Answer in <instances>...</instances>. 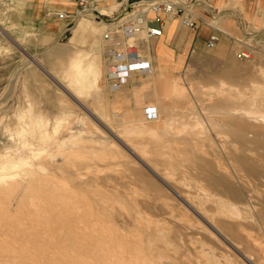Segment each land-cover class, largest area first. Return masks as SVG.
<instances>
[{"label":"rangeland","instance_id":"rangeland-1","mask_svg":"<svg viewBox=\"0 0 264 264\" xmlns=\"http://www.w3.org/2000/svg\"><path fill=\"white\" fill-rule=\"evenodd\" d=\"M77 7L0 0V264H264V116L236 110L264 112V29L226 15L165 82L155 67L115 85L119 8L56 15Z\"/></svg>","mask_w":264,"mask_h":264},{"label":"crops","instance_id":"crops-1","mask_svg":"<svg viewBox=\"0 0 264 264\" xmlns=\"http://www.w3.org/2000/svg\"><path fill=\"white\" fill-rule=\"evenodd\" d=\"M103 4L106 6L109 5V8L102 6L97 11L99 14H108L110 13V9L115 10L119 8L116 6L119 3L115 0H103ZM193 13L197 19V25L195 27H188L189 29L184 30L181 28L177 17L165 16L162 35L148 38L147 35L143 36L144 32H142L133 37V40L143 37L147 39H145L146 41L144 42L147 44V50L149 52H147L145 46L143 49V56L151 63L150 70H148L147 73H152L155 67L158 70L154 77V82H165L167 78L165 75L166 71L170 73L181 70L184 67L186 57L189 56V54L192 56L193 52L196 51L199 46L206 45V41L212 32L219 31L220 34L225 33L218 27V24L226 15L235 17L238 22L250 23L258 28L264 29V0H209L207 3H197L194 5ZM95 22L96 24H91L89 21H79L75 25L73 29L74 35L70 37V39L74 36L83 34L86 30L91 34L97 33L99 28H101L98 24H102L103 21L95 19ZM225 22H227V20H225ZM153 25H157V23H153ZM69 62L77 64V67L87 70L88 73L92 72L95 66L94 59L88 58L87 53H76ZM132 74L127 82H131L137 73ZM106 75L110 80L108 72ZM167 87L163 89L161 94H165V92L168 91ZM66 92L68 93L67 90ZM76 100L83 103L78 99ZM158 100L157 97L156 102ZM157 105V103L150 105L156 108L157 113V116L152 119L162 118V115L157 111ZM84 109L92 116L94 115V109L89 110L87 106ZM140 120L144 122V119L140 118ZM165 123L163 124L164 126Z\"/></svg>","mask_w":264,"mask_h":264},{"label":"built area","instance_id":"built-area-1","mask_svg":"<svg viewBox=\"0 0 264 264\" xmlns=\"http://www.w3.org/2000/svg\"><path fill=\"white\" fill-rule=\"evenodd\" d=\"M77 8L72 11L61 10L56 13L62 20H72L75 16L89 10L97 12L96 5L99 0H76ZM120 7L117 16L111 20L112 26L103 34V39L108 42L106 49L107 71L115 85L128 81L132 73L144 74L150 70L151 63L145 59L136 45L134 36L145 32L147 37L162 35L165 16L177 17L184 26L194 27L197 24L193 13L195 3H207L209 0H118ZM98 13V12H97ZM157 23V25H153ZM135 34V35H132ZM220 40V34L213 32L207 45L215 47ZM132 41V43H130ZM138 41V39H137ZM135 42V43H134ZM123 44L122 47H119ZM254 49L248 46L239 53V57L246 60L253 58ZM148 118L157 116L156 108L148 106L146 109Z\"/></svg>","mask_w":264,"mask_h":264},{"label":"bare ground","instance_id":"bare-ground-1","mask_svg":"<svg viewBox=\"0 0 264 264\" xmlns=\"http://www.w3.org/2000/svg\"><path fill=\"white\" fill-rule=\"evenodd\" d=\"M146 34V33H145ZM120 85V84H119ZM244 110L248 115H259V114H261L262 116H264V112H259V111H257V110H255V109H253V108H237L236 110ZM129 122V121H128ZM127 123V122H126ZM120 134V133H119ZM116 135V134H115ZM125 135H126V133H125ZM117 136L118 137H120L118 134H117ZM116 137V136H115ZM122 141V140H121ZM124 142V141H123ZM263 172V171H262ZM200 213V212H199Z\"/></svg>","mask_w":264,"mask_h":264}]
</instances>
